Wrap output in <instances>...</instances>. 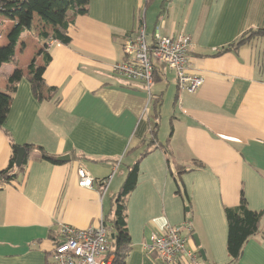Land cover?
<instances>
[{"label": "crops", "instance_id": "obj_1", "mask_svg": "<svg viewBox=\"0 0 264 264\" xmlns=\"http://www.w3.org/2000/svg\"><path fill=\"white\" fill-rule=\"evenodd\" d=\"M33 17L15 60L0 68L2 91L17 68L24 71L5 127L16 144L33 145L22 185L0 184V264H52L61 226L85 229L115 219L116 197L137 160L138 184L126 199L127 264H169L146 249L167 225L182 226L188 246L205 250L206 264H228L225 208L239 205L244 194L251 209L264 210V37L227 46L264 28V0H90L89 13L69 29L71 43L48 44L44 78L57 91L42 101L27 73L32 60L44 66L39 34L51 26ZM140 18L149 35L159 29L192 37L189 70L204 78L196 92L179 91L164 63L153 93L114 70ZM14 25L11 19L0 25V46ZM171 104L170 134L159 136L162 111ZM39 146L71 159H40ZM12 155L0 128V172ZM80 166L95 179L93 188L79 185ZM240 264H264V219Z\"/></svg>", "mask_w": 264, "mask_h": 264}, {"label": "trees", "instance_id": "obj_2", "mask_svg": "<svg viewBox=\"0 0 264 264\" xmlns=\"http://www.w3.org/2000/svg\"><path fill=\"white\" fill-rule=\"evenodd\" d=\"M89 2L90 0H0L1 14L15 20V25L8 34V44L6 46H0V68L3 63H9L15 60L16 47L21 39V35L26 28L31 27L33 15L35 13L39 15L43 23L51 26L50 31L44 29L39 34V40L44 43L40 50L44 58V66H38L35 60H32L29 64L27 73V77L32 85L33 93L39 101H42L45 98H52L57 91L55 86H47L44 78L45 66L52 59L51 54L48 52V44L51 41H58L63 44L71 43L72 38L69 34V29L74 25L78 16L87 15L89 13ZM148 2H150V0H148ZM140 24L143 26L145 25L143 18L140 20ZM154 33H151L150 35L148 34L151 50L156 43ZM257 36L264 37V28L249 31L246 35L241 36L238 40L232 42L227 48L236 47L237 45L245 43ZM24 75V71L17 68L9 78L8 91L0 90V128L13 147V155L8 166L0 172L2 177L0 184H10L13 186L22 185L27 172L29 155L33 149V145L31 144L23 145L27 152L23 165L17 167L16 160L18 153L15 149L16 143L14 142L11 132L5 127L11 104L13 102L14 93L17 90L19 81ZM157 75L158 64L154 69L153 83L156 82ZM161 98L159 97L154 100V105L157 109L154 116L156 125L154 126L155 129L158 126L157 122L160 117L159 110L162 105ZM155 129H153L154 134L156 133ZM37 148L41 153L40 159L47 160L53 164L61 163L60 161L54 160L52 158L53 155L47 152L43 147L39 146ZM139 170L140 160H137L130 166L121 191L116 197L115 219H112L109 222L105 220V224L110 227L112 233L115 235L114 238L111 237V246L105 255L106 259L111 256L113 257L111 264H127L128 256L131 251L132 238L127 222L126 199L138 184ZM225 215L228 223L227 250L231 257V261L228 264H240L244 245L254 235L261 231L264 210L258 211L251 209L244 194H242L239 205L226 207ZM58 241L59 237L56 236L54 238V244H57ZM154 254L157 255L155 252ZM52 264L55 263L52 262Z\"/></svg>", "mask_w": 264, "mask_h": 264}, {"label": "built area", "instance_id": "obj_3", "mask_svg": "<svg viewBox=\"0 0 264 264\" xmlns=\"http://www.w3.org/2000/svg\"><path fill=\"white\" fill-rule=\"evenodd\" d=\"M4 15L0 12V24ZM133 36L123 41V51L126 59L118 61L114 70L122 76L140 80L148 90L153 85L154 69L159 63L166 64L176 74L178 90L196 92L204 78L189 70L192 37L185 33L162 35L156 29L155 46L150 49L148 33L145 25L139 26ZM79 185L93 188L95 179L82 166L78 168ZM112 175L105 180L108 187ZM185 225V224H184ZM182 227V226H181ZM179 226L167 225L162 234H153L146 244L150 253H157L158 259L169 264H206L198 249L188 246V241ZM112 231L102 219L99 226L80 229L63 225L59 229V241L56 244L52 259L55 264H111L112 256L105 258L111 246Z\"/></svg>", "mask_w": 264, "mask_h": 264}, {"label": "water", "instance_id": "obj_4", "mask_svg": "<svg viewBox=\"0 0 264 264\" xmlns=\"http://www.w3.org/2000/svg\"><path fill=\"white\" fill-rule=\"evenodd\" d=\"M15 149H16V151L18 153L17 160H16V165H17V167H20V166L23 165L24 158H25V155H26L27 151H26L25 146L18 145V144L15 145ZM52 158L54 160H56V161L66 162V161H69L71 159V155L70 154H65V155H60V156L53 155ZM1 179H2V177L0 175V180ZM111 237L114 238L115 235L112 233ZM193 239L195 240L196 246L199 248L201 246V242L199 240V236L197 234H194L193 235ZM199 252H200L203 260L206 262L207 261V256L205 254V250L203 248H200Z\"/></svg>", "mask_w": 264, "mask_h": 264}, {"label": "rangeland", "instance_id": "obj_5", "mask_svg": "<svg viewBox=\"0 0 264 264\" xmlns=\"http://www.w3.org/2000/svg\"><path fill=\"white\" fill-rule=\"evenodd\" d=\"M34 16V15H33ZM3 18H4V20H3V23L2 24H4L7 20H9V19H11V18H8V17H5V16H3ZM34 18V17H33ZM11 20H13V21H15L14 19H11ZM2 24H0V25H2ZM33 25H34V22H33V20H32V23H31V27H29V28H32L33 27ZM29 28H26L27 30L29 29ZM51 30V29H50ZM23 34V33H22ZM21 38H22V35H21ZM21 40V39H20ZM20 42V41H19ZM19 44V43H18ZM18 46V45H17ZM124 52V51H123ZM16 57V56H15ZM125 57H127L126 56V53H125ZM126 59V58H125ZM167 74V76L169 77V75L170 74H172V72H167L166 73ZM175 77H176V74H175ZM132 80V79H131ZM132 82H136V81H134V80H132ZM155 85H153L152 86V89H150L151 90V92L153 93L154 92V87ZM198 90V89H197ZM174 112V109H173V105L171 104V105H168V107L165 109V112L164 111H162V121H161V130H160V134H159V136H162L163 134H170V116H171V114ZM35 153L33 152V154L32 155H34ZM1 181V180H0ZM185 237L187 238V241L189 240V238H188V235H185ZM113 258V257H112Z\"/></svg>", "mask_w": 264, "mask_h": 264}]
</instances>
